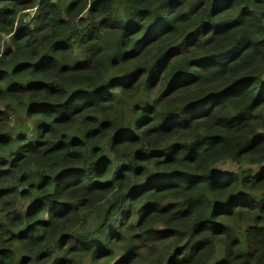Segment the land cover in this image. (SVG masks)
<instances>
[{
  "label": "trees",
  "instance_id": "obj_1",
  "mask_svg": "<svg viewBox=\"0 0 264 264\" xmlns=\"http://www.w3.org/2000/svg\"><path fill=\"white\" fill-rule=\"evenodd\" d=\"M0 264H264V0H0Z\"/></svg>",
  "mask_w": 264,
  "mask_h": 264
},
{
  "label": "rangeland",
  "instance_id": "obj_2",
  "mask_svg": "<svg viewBox=\"0 0 264 264\" xmlns=\"http://www.w3.org/2000/svg\"><path fill=\"white\" fill-rule=\"evenodd\" d=\"M33 13V12H32Z\"/></svg>",
  "mask_w": 264,
  "mask_h": 264
}]
</instances>
